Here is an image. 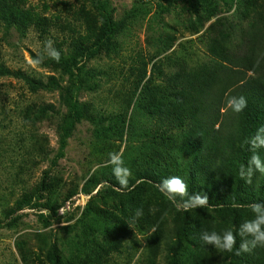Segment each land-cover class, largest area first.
<instances>
[{"label": "trees", "instance_id": "16d2710c", "mask_svg": "<svg viewBox=\"0 0 264 264\" xmlns=\"http://www.w3.org/2000/svg\"><path fill=\"white\" fill-rule=\"evenodd\" d=\"M148 2H156L155 19L167 26L162 15L176 7L192 17V33L205 29L207 59L192 65L185 61L189 57L186 53L177 57L175 51L166 54L177 40L175 35L166 34L157 41L155 57L149 61L141 55L136 57L122 110L104 116L92 104L79 100L82 91L100 89L102 76H109L87 64L102 54L118 58L119 38L150 10L143 14L144 7L136 0L125 18L117 21L109 0H88L90 8L82 5L69 9L72 22L66 18L62 23L61 15L45 16L28 6L27 0H0V31L13 27L25 37L35 30L41 42L54 39V48L60 52L59 62L51 57L46 62L55 63L67 77L64 86L53 76L44 83L16 73L32 90L61 91L66 113L60 120L59 148L52 166H58L65 157L69 140L84 120L95 126L94 154L100 158L98 168L80 191L92 195L101 189L91 196L74 225L63 227L71 234L74 257L66 260L57 242H45L40 262L109 264L113 253L129 250L130 254L135 250L138 243L134 239V245L124 246L137 231L146 237L144 264H158L162 254L166 264H264V247L237 255L239 226L253 218L248 205L264 203V175L256 172L250 185L239 175L252 154L246 140L264 126V0H236L235 17L226 15L229 8L223 0H183V6L177 0ZM236 19L240 24H235ZM55 29L63 33L61 41L52 37ZM157 57L160 60L153 63ZM166 60L170 67L164 70ZM0 71L10 74L1 62V52ZM240 95L248 101L242 113L230 109L221 112L226 108V96ZM52 110L50 105L41 107L34 118ZM30 114L33 110L24 112L26 122L33 120ZM113 152L122 153L124 165L131 170V190L119 189L111 166H103ZM259 154L264 160V149ZM172 176L184 180L188 196L207 195L208 206L190 211L177 209L158 187ZM74 193L67 195L61 205H34L49 210V214L39 215L45 227H50L53 219H75L70 211L59 215V209L66 207ZM108 193H124L127 203L118 212L100 211L95 206L96 198ZM233 203L240 206L233 207ZM27 206H33L29 196L17 203V211ZM5 218L7 226H14L21 215L13 211ZM225 230L233 231L237 239L230 253L200 240L202 232L222 234ZM19 248L28 261L25 243Z\"/></svg>", "mask_w": 264, "mask_h": 264}, {"label": "rangeland", "instance_id": "374dc122", "mask_svg": "<svg viewBox=\"0 0 264 264\" xmlns=\"http://www.w3.org/2000/svg\"><path fill=\"white\" fill-rule=\"evenodd\" d=\"M109 1L117 21L124 19L136 2ZM223 1L228 5L229 12L233 6L236 7V0ZM87 2L88 0H27V5L45 16L61 15L62 23H66V18L72 22V12L69 9H79L82 5H87ZM138 2L144 7L143 14H146L148 9L150 11L119 38L120 56L110 58L102 54L87 64L88 68L104 70L109 76H102L100 89L82 91L79 100L83 104H92L104 116L122 110L121 106L125 105V95L129 90L127 80L133 75L130 68L135 65L136 57L141 55L146 61L155 57L157 41L166 34H173L177 38L176 45L166 54L175 51L177 57L186 53L185 57H189L185 61L192 65L207 59L205 29L197 34L192 33L189 25L192 17L187 12L172 8L170 14L162 15L167 26L155 19L158 10L156 2ZM177 3L183 6V0H177ZM87 7L90 8V5ZM235 15L236 12L229 17ZM235 24H240L237 19ZM67 35L68 32L65 36ZM0 37L1 62L10 71V74L0 71V264H46L40 262V258L44 257L42 253L45 242H57L67 260L74 257L73 247L69 242L71 234L63 227L73 226L91 196H96L97 191L101 189L99 187L92 195H84L80 191L99 164L100 158L94 154L95 126L88 120L77 125L69 140L65 157L58 162V166L53 167L52 161L59 148V124L61 117L66 113L61 91L45 88L32 90L16 73L25 74L32 80H41L44 83L53 76L63 86L67 77L55 63L46 62L47 57H50L45 48L47 41L41 42L35 30H30L23 37L15 28L8 27L0 31ZM52 37H58L61 41L64 35L55 29ZM50 41L53 42L54 48V39ZM37 59L41 64L34 63ZM159 60L160 57H157L153 63ZM169 62L163 61L164 70L170 67L167 65ZM47 105L52 106L54 110L44 117L34 118L39 109ZM29 109L33 110V114H30L33 120L26 122L23 118L24 112ZM71 192L75 193L65 204L70 203L71 210L62 206L64 212L61 214L59 211V215L72 212L76 215L75 219L70 222L65 219H53L52 225L45 227L39 215L50 212L46 208H33L36 207L34 205H61ZM26 196L32 199L33 206L17 211V203ZM126 203L124 193H108L96 198L95 206L100 211L111 213L118 212ZM13 211L16 215H21V219L14 226H7L6 214ZM131 239L138 243L135 250L130 254H127L129 250L124 254L113 253L109 264H144L146 237L134 231L124 247L134 245ZM21 243H25L26 253L29 254L28 261H25L19 248ZM158 264H166L164 254L160 256Z\"/></svg>", "mask_w": 264, "mask_h": 264}, {"label": "clouds", "instance_id": "9594fccd", "mask_svg": "<svg viewBox=\"0 0 264 264\" xmlns=\"http://www.w3.org/2000/svg\"><path fill=\"white\" fill-rule=\"evenodd\" d=\"M236 12V7L233 6L230 12L226 15L231 16ZM52 41H47L45 48L47 54L59 62L60 52L52 46ZM39 59L34 63H39ZM248 107L247 98L243 95L240 96H226V108H221V112L226 109H230L232 112L239 114L242 113ZM246 143L249 146V151L252 153L247 161V166H242L239 170V175L247 184L252 183V177L256 172L264 175V160H262L260 153L261 149H264V126H261L256 130V133L251 136ZM109 158L104 162L103 166H111L112 174L117 181L119 189L129 188V178L131 176V170L124 165L122 159V153H109ZM136 183H140L137 180ZM132 187H135L133 185ZM159 190L164 196L171 201L175 207L179 210L190 211L192 209H203L208 206L209 199L207 195L195 194L188 196V187L183 179L178 176H172L165 178L158 185ZM187 197V198H185ZM179 198V199H178ZM233 207H239L240 205L233 203ZM253 213V218L244 221L238 230L240 237L239 248L237 249V255L242 253H251L258 247H264V203H252L248 205ZM63 214L64 210L59 209ZM141 214L140 210L137 211V216ZM200 240L205 245H211L220 252H232L236 248L237 239L236 235L231 230H225L222 234L215 231L202 232Z\"/></svg>", "mask_w": 264, "mask_h": 264}, {"label": "built area", "instance_id": "2783aa9c", "mask_svg": "<svg viewBox=\"0 0 264 264\" xmlns=\"http://www.w3.org/2000/svg\"><path fill=\"white\" fill-rule=\"evenodd\" d=\"M65 208H67V209H70L71 208V204L70 203H68L67 205H66V207ZM71 210V209H70Z\"/></svg>", "mask_w": 264, "mask_h": 264}]
</instances>
